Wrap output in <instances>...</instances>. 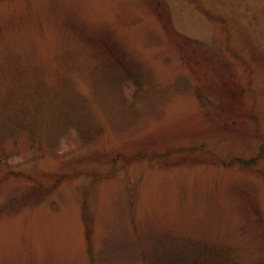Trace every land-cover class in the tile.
Masks as SVG:
<instances>
[{"label": "rangeland", "instance_id": "rangeland-1", "mask_svg": "<svg viewBox=\"0 0 264 264\" xmlns=\"http://www.w3.org/2000/svg\"><path fill=\"white\" fill-rule=\"evenodd\" d=\"M0 264H264V0H0Z\"/></svg>", "mask_w": 264, "mask_h": 264}]
</instances>
